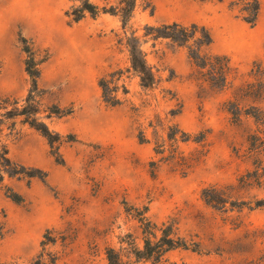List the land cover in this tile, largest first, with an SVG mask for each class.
<instances>
[{
  "label": "rangeland",
  "instance_id": "1",
  "mask_svg": "<svg viewBox=\"0 0 264 264\" xmlns=\"http://www.w3.org/2000/svg\"><path fill=\"white\" fill-rule=\"evenodd\" d=\"M116 1L89 0L99 7ZM150 2L137 0L130 21L137 35L145 25L196 24L209 31L211 52L237 69L235 86L254 65L264 68V0L253 27L227 2ZM78 5L0 0V264H30L42 250L53 264H107V248L123 250L131 238L142 247V214L200 250L173 251L171 262L256 261L264 253V206L255 207L264 199V177H252L246 157L252 119L235 123L224 108L232 90L201 89L185 50L162 43L155 53L148 43L142 50L157 85L143 91L129 75L128 101L107 107L99 78L129 65L116 45L121 24L109 14L71 22L66 12ZM25 44L43 61L35 103L28 100ZM32 118L47 128L51 144L30 126ZM168 121L192 138L206 136V156L186 175L154 154V132L165 137L158 126ZM140 130L149 143L138 141ZM196 148L180 144L185 155ZM203 192L219 204L206 202ZM45 234L52 241L43 249Z\"/></svg>",
  "mask_w": 264,
  "mask_h": 264
},
{
  "label": "trees",
  "instance_id": "2",
  "mask_svg": "<svg viewBox=\"0 0 264 264\" xmlns=\"http://www.w3.org/2000/svg\"><path fill=\"white\" fill-rule=\"evenodd\" d=\"M77 1L78 6L72 7L66 12V16L71 22L77 23L88 15L97 18L102 14H109L119 19L121 33L116 34V45L124 50L128 56V67L118 68L102 75L98 82L102 102L109 108H115L128 101L130 89L128 85L129 75H133L139 80V87L143 91H152L157 85L156 76L153 68L148 64L146 53L142 47L148 43L157 52L158 45L165 43L174 49L185 50L192 66L191 77L199 84L203 90L212 92H222L231 89V96L224 102V108L235 123H240L242 118H250L254 128L250 130L246 137L247 150L246 157L252 163L254 171L252 177L259 180L264 177V68L254 65L247 79L241 81L237 86L234 85L237 69L233 67L230 60L224 55L213 54L210 50L212 38L209 31L196 24L183 25L180 23L161 24L158 26L145 25L142 35H137V30H133L130 25L132 14L136 8L137 0H117L114 5L109 7H99L89 2V0ZM227 2L228 8L237 14L243 22L255 26L260 14L259 0H217ZM146 7L151 8L150 0H146ZM152 11V9H151ZM24 43V42H23ZM23 51L26 54L25 71L30 81V91L28 100L35 103L38 92V79L40 77V64L43 62L38 59L37 51L27 44ZM71 110L61 114L65 116ZM167 122L164 127H158L165 133V137L157 136L154 141V154L160 156L162 162H166L183 175H186L199 164L206 156V136L200 133L191 137L190 134L183 132L178 125ZM30 126L40 131L47 137L49 143L50 134L36 118L29 122ZM44 127V128H43ZM157 126H152L155 129ZM140 143H149L145 137L144 130L138 133ZM193 143L197 148L188 155L180 150V144ZM156 162L151 163L155 167ZM34 177V176H32ZM204 200L210 204H219L211 196L202 193ZM10 199L16 203L19 197L12 194ZM264 206V199L256 202L255 207ZM142 235V247L135 246L134 240L129 236L130 243L125 249L116 251L113 248L105 250L107 264H177L171 262L168 254L176 250L190 252H200L194 244H188L185 240L177 236L173 227L165 223L160 226L152 223L143 214L137 218ZM45 240L41 242V247L45 248L52 240L45 234ZM46 239L48 242H46ZM43 250L30 264H53L54 259L47 258ZM250 264H264V253Z\"/></svg>",
  "mask_w": 264,
  "mask_h": 264
}]
</instances>
